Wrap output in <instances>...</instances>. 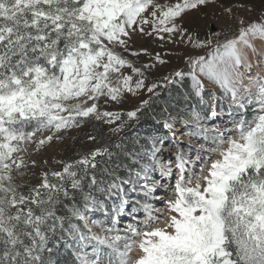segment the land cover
Here are the masks:
<instances>
[{"label":"snow or ice","instance_id":"1","mask_svg":"<svg viewBox=\"0 0 264 264\" xmlns=\"http://www.w3.org/2000/svg\"><path fill=\"white\" fill-rule=\"evenodd\" d=\"M210 5L222 11L186 26ZM252 10L243 0H0V264H56L61 247L73 264H264V73L252 74L264 65V13L238 14ZM137 35L189 49L188 71L164 77L190 79L196 99L187 144L171 122L181 118L164 121L173 157L163 154L169 137L124 143L141 106L106 107L159 95L147 73L167 61L136 48ZM89 121L119 139L54 160L60 169L42 170L38 184L18 182L48 166L33 154Z\"/></svg>","mask_w":264,"mask_h":264},{"label":"rangeland","instance_id":"2","mask_svg":"<svg viewBox=\"0 0 264 264\" xmlns=\"http://www.w3.org/2000/svg\"><path fill=\"white\" fill-rule=\"evenodd\" d=\"M158 2L163 4L165 3V0H158ZM167 2L173 3L175 2V0H167ZM228 2H235V0H228ZM243 2L248 4L253 9L251 12L241 11L240 13H238L239 15L244 16L247 20H258L261 17L262 13H264V0H243ZM221 11L222 9H220L217 5H210L206 9H201L200 13H195V12L190 13L187 17H185L186 26H189V25L194 26L199 16L202 15L204 12H208V13L215 12L219 14ZM232 26L235 27L234 22ZM134 46L136 48H141V47L148 48L149 52H153V53L160 52L161 57L167 61V63L165 64L157 63L156 66L153 67L147 73L148 79L146 83L151 84L152 82H159L161 84V87L157 88L156 92L160 93L168 86L173 85V84L182 83V82H186V83L189 82L190 87H191V81L188 78H185L183 81L173 82V83H167L164 81V77L169 76V74L172 73L174 69H184V71H188L184 63V58H185V55L188 53L189 49H187L184 45L166 44L164 45L163 48H161L159 47L158 41H154L151 38L146 37V36L137 35L134 37ZM195 51L199 54H204V52L200 49H196ZM133 59L136 60L137 65L148 62L147 56H141V57L133 58ZM210 89L216 91L219 95H222V93L216 86L210 85ZM150 96H152V94L148 93L145 89V90L140 91L137 95L127 94L123 103L109 104L106 107L108 108V110L124 111V112L133 110L138 106H141L142 108L141 102L143 100L149 99ZM205 98L207 99V96ZM191 99L193 100L190 104L193 103L192 105H195L196 99L194 97H192ZM191 109L192 108L185 106L184 109L181 110V112H175L174 108H172L171 106L169 110V114H171V116L181 118L179 120L171 121V122L174 125L177 139H183L184 144L188 143V140L185 136L188 129L183 126V118H187V116L190 115ZM249 118H251V115L249 116ZM227 120H228V117L225 115L215 121H209L207 122V124L209 127L223 126ZM137 123L138 122L135 120L131 121L129 127L126 128L124 132L120 134V136H124L126 135V133H131V132L139 133L140 136H142L141 138H143L141 142V144L143 145L147 144V141L145 139L146 137H157V138L169 137V139L165 143L163 154L165 157H173V152L171 150L173 141L170 139L171 134L169 130L165 129L162 126L164 123L161 124L162 128L158 129L157 131H154L152 134L144 133L143 129H142L143 131L142 130L139 131L137 127L138 126ZM102 127H103V131L105 132L103 136L109 137L110 139H113V140L119 139V137L112 136L109 133V127H110L109 125L102 123ZM89 134L95 135L93 132V129L91 128V125L88 122H86L83 124L82 127L72 129L67 134L66 138L63 141L58 142L54 140L51 146L47 147L43 151L42 154H33L31 158L36 159L38 161V165L41 159H47L49 161L48 166L44 167L43 165H40L34 169H29L28 175L23 178H18V182H27L31 185L38 184L40 182L39 175L42 170L47 171L49 168L56 169V170L60 169L61 166L53 163L54 160H67L69 158L77 159L78 158L77 153L88 152L94 149L95 147H97L100 143L98 138L96 141H90L88 140ZM193 142L203 143L204 141L202 139H198V140H194ZM29 151H31V149H29ZM23 190L25 191L27 190V188H24ZM157 194L163 195V192L161 191V192H158ZM131 195L134 197L137 196L136 193H132ZM157 206L162 207L163 205L158 204ZM93 218L94 219L99 218V215ZM141 218H142V214H141ZM128 222L129 220L126 217L123 223L126 224ZM121 226H123V224ZM58 253H59V256L57 257V260L68 255L67 250H64V251L59 250ZM57 260H56V264H57Z\"/></svg>","mask_w":264,"mask_h":264},{"label":"trees","instance_id":"3","mask_svg":"<svg viewBox=\"0 0 264 264\" xmlns=\"http://www.w3.org/2000/svg\"><path fill=\"white\" fill-rule=\"evenodd\" d=\"M232 27L234 29V26ZM190 92H191V87L189 82L187 83L182 82L168 86L163 91H161L159 95H152L149 105L147 107H142V110L139 113L140 120L137 123L138 124L137 127L139 131L143 129L144 133L152 134L154 131H157L158 129L162 128L161 124H163L164 121L168 118L169 110L171 106L172 108H174L175 112H181V110H183L185 106L192 108L193 103L192 104L190 103L192 102L193 99H191L192 96L189 95ZM165 109H167V112H165ZM153 117H155V119H153ZM88 123L91 125L94 134L97 136L100 142L97 147L101 146L102 144L111 143L118 140V139L113 140L110 139L109 137L103 136L105 132L103 131L102 123H98L95 121H89ZM135 134H136L135 132H131V133H126V135H124L128 137V139L125 140L124 143L129 148L133 146L132 138ZM142 139L143 138H141L140 143L142 142ZM137 148H139V146H137ZM113 150L116 151L115 149ZM60 250L64 251L65 249L61 247ZM58 252L54 254L55 260H57V257L59 256ZM67 253L68 255L57 260V264L73 263V258L71 254L68 251Z\"/></svg>","mask_w":264,"mask_h":264},{"label":"bare ground","instance_id":"4","mask_svg":"<svg viewBox=\"0 0 264 264\" xmlns=\"http://www.w3.org/2000/svg\"><path fill=\"white\" fill-rule=\"evenodd\" d=\"M257 46L259 47V42H257ZM250 59H252L253 61L256 59V57L252 56V54L250 53ZM262 72L264 73V65L261 68H253L252 74H255L256 72ZM247 82V81H246Z\"/></svg>","mask_w":264,"mask_h":264}]
</instances>
